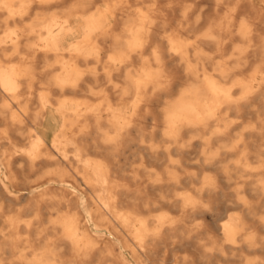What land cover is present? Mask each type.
<instances>
[{"label": "bare ground", "instance_id": "6f19581e", "mask_svg": "<svg viewBox=\"0 0 264 264\" xmlns=\"http://www.w3.org/2000/svg\"><path fill=\"white\" fill-rule=\"evenodd\" d=\"M0 264H264V0H0Z\"/></svg>", "mask_w": 264, "mask_h": 264}, {"label": "rangeland", "instance_id": "374dc122", "mask_svg": "<svg viewBox=\"0 0 264 264\" xmlns=\"http://www.w3.org/2000/svg\"><path fill=\"white\" fill-rule=\"evenodd\" d=\"M60 125H61V121H60V119H58V120L55 121L54 126H52L50 129H48V130H46V131L44 132V134H45V136L48 138V140H52V138H53V136H54V134H55L56 129H58V128L60 127ZM37 186H38V187L42 186V183L39 184V185H37ZM13 189H16V188L13 187ZM21 193H27L26 196H29V195L32 194L28 189L25 190V191H23V192H19V194H21ZM5 202H6V201H5ZM21 202L24 203V201H21Z\"/></svg>", "mask_w": 264, "mask_h": 264}]
</instances>
